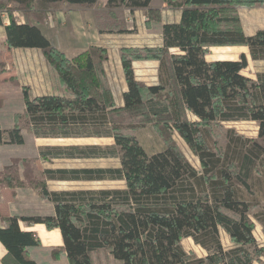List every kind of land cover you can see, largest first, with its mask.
<instances>
[{
  "label": "trees",
  "instance_id": "trees-1",
  "mask_svg": "<svg viewBox=\"0 0 264 264\" xmlns=\"http://www.w3.org/2000/svg\"><path fill=\"white\" fill-rule=\"evenodd\" d=\"M99 0H8L10 10L29 15L59 3L95 6ZM153 0H108L110 16L119 11L143 10L149 25L162 31L157 48H124L123 69L128 84L124 106L115 103L104 72L106 49L91 47L68 58L29 23L12 17L6 26L8 48L40 49L66 94L35 96L22 87L27 128L41 140H109L108 145L63 144L39 149L44 162L55 160H117L118 167L46 169L48 181L122 182L120 188L51 191L41 196L54 207L46 216H11L0 227V243L7 254L3 264H41L30 257L42 248L39 236L20 223L59 230V249L69 264H93L92 254L107 250L118 264H255L264 256L254 236L252 211L264 206L253 197L252 186L264 182V73L244 75L250 60L264 62V30L247 35L236 6L264 5V0H165L181 9L179 23L161 25ZM119 32H125L120 24ZM215 47H246L237 60H213ZM160 62L159 84L136 79L133 61ZM196 120L190 121L187 113ZM19 115H16V119ZM119 117H142L164 139V148L148 154L139 138L125 133ZM19 118V117H18ZM255 122L258 138L226 130L223 150L211 143L213 128L223 124ZM130 128H133L131 126ZM135 128V127H134ZM133 128V129H134ZM173 129L200 161L197 170L167 131ZM20 122L0 127V146H22ZM255 218L264 226V211ZM232 247L225 248L221 232ZM191 239L206 255H190L182 246ZM60 253L55 254V260ZM48 264V263H47Z\"/></svg>",
  "mask_w": 264,
  "mask_h": 264
},
{
  "label": "crops",
  "instance_id": "crops-1",
  "mask_svg": "<svg viewBox=\"0 0 264 264\" xmlns=\"http://www.w3.org/2000/svg\"><path fill=\"white\" fill-rule=\"evenodd\" d=\"M107 2L108 0H99L95 6L59 3L49 8L36 9L29 15H25L21 11L10 13L15 5L8 4V0H0V102L23 100L22 87L29 88L35 96L66 94V88L58 81L40 49L8 48L5 28L14 17L20 24L29 22L37 26L44 36L68 58H74L91 47L106 49L104 72L116 105L123 107V95L128 91V84L123 69L122 49L162 47V31L157 25H149L147 14L140 9L131 11L125 8L119 11L120 18L110 16L106 8ZM151 7L159 10L161 25L181 21V9L168 5L165 0H153ZM121 23L126 29L122 33L118 30ZM256 32L247 35H254ZM133 69L138 81L147 86L159 84L160 62L136 60L133 61ZM3 146L6 145L1 147ZM10 198L8 193H4L3 196L0 193V214L3 217L13 214L10 209V203L13 201ZM6 226L7 223L0 220V227ZM20 226L22 230L35 232L42 242L43 249L62 246L44 244L40 236L41 233H45V230L48 233L57 232L60 236L59 230L49 231L44 225H29L24 222H21ZM6 254L5 247L0 243V264H3L2 260ZM33 259L38 262L37 258Z\"/></svg>",
  "mask_w": 264,
  "mask_h": 264
},
{
  "label": "rangeland",
  "instance_id": "rangeland-1",
  "mask_svg": "<svg viewBox=\"0 0 264 264\" xmlns=\"http://www.w3.org/2000/svg\"><path fill=\"white\" fill-rule=\"evenodd\" d=\"M230 16L234 14L240 19V26L246 34L264 30V5L255 6H236L228 13ZM245 53L249 60V51L246 47H215L211 49L207 56L209 61L215 59H239L240 55ZM244 75L256 79L257 73H264V62L254 63L250 60L249 68L246 69ZM24 102L12 101L9 103L0 102V127L9 129L15 121L20 122L25 144L22 146H0V193L10 195V209L12 216H46L54 213L53 205L44 199L40 194V187L46 186L51 191L76 190V189H104V188H120L122 182H58L48 181L44 176L46 169L58 168H110L118 167L117 160H55L53 162H44L39 158V149L46 145H63V144H98L108 145L112 141L109 140H68V141H51L37 140L27 128V120L24 117ZM16 115H19L16 119ZM190 121L196 120L191 114L187 113ZM116 120L126 124L125 133L136 135L144 146L148 154L158 153L164 148V139L159 135L158 130L152 123H147L142 117L130 118L115 116ZM133 126V128H130ZM223 127L213 128L214 137L211 143L216 149L223 150L226 144V130L234 129L239 135L249 139L258 138V124L255 122H238L223 124ZM172 140L176 143L179 150L185 155L187 160L197 170L201 169L198 157L191 150L189 145L178 135L176 131L171 129L167 131ZM8 152H6L5 150ZM251 192L253 197H258L264 206V182H256L252 186ZM15 203V204H14ZM24 210H23V208ZM262 207L252 211L254 216L251 217L255 228L254 236L260 248L264 249V226L255 218L256 214L263 213ZM11 217V216H9ZM0 218L5 219L0 214ZM56 233V235L54 234ZM41 233L44 244L62 245L61 234L57 232ZM54 234V235H53ZM222 243L225 248H231L233 245L225 232H221ZM182 246L187 253L196 257H204L206 252L195 245L191 239H184ZM61 246H54L48 249L38 248L30 252V257L37 258L41 264H69L65 256H62L59 249ZM60 253L59 259L55 260V254ZM93 264H118L111 253L107 250H100L92 254ZM255 264H264V256Z\"/></svg>",
  "mask_w": 264,
  "mask_h": 264
}]
</instances>
